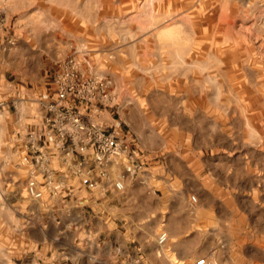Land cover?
<instances>
[{"label": "rangeland", "instance_id": "obj_1", "mask_svg": "<svg viewBox=\"0 0 264 264\" xmlns=\"http://www.w3.org/2000/svg\"><path fill=\"white\" fill-rule=\"evenodd\" d=\"M72 80L83 82L91 99L76 98L68 108L53 99L47 110L46 95L56 98ZM62 110L82 111L92 134L94 125L116 134L127 149L122 160L133 157L135 170L122 167L151 175L148 188L162 215L172 195L186 197L197 215L192 258L180 259L171 241L151 258L136 244L123 252L101 246L103 237L69 231L68 249L55 237L48 250L37 247L45 234L28 229L31 218L22 216L15 194L31 195L35 179L38 190H56V209L58 173L76 177L87 167L89 188L106 177L90 151L79 152L78 129L64 122L69 131L61 135ZM47 114L53 126L41 119ZM31 130L39 147L54 151L53 169L36 167L34 177L33 152L25 148ZM60 149L71 158L64 171ZM160 221L159 234L167 229ZM203 256L264 264V0H0V264H93L100 257L101 264L135 257L194 264Z\"/></svg>", "mask_w": 264, "mask_h": 264}, {"label": "crops", "instance_id": "obj_2", "mask_svg": "<svg viewBox=\"0 0 264 264\" xmlns=\"http://www.w3.org/2000/svg\"><path fill=\"white\" fill-rule=\"evenodd\" d=\"M36 111L33 115L29 114L33 121L40 118L41 111ZM25 119L27 115L21 117V120ZM56 159L60 160L59 165L63 171L65 167L67 170L71 165V158L67 157L62 149L57 151ZM23 160L26 159H21L19 163L21 167L24 165ZM122 161L121 156L115 162H110L107 165V176L95 188L87 186V167H82V171L76 177L72 176L74 180L67 174L64 176V172L58 173L56 180L62 188L57 193L62 201L57 204L56 209L52 193L56 190L52 187L48 192L46 187L40 185L45 190L40 198L25 196L23 193L13 195L15 201L19 203V209H22V216L31 218V226L28 229L37 235L40 234L41 238H43L42 234H45L47 241L37 240V247L41 245V248L48 250L50 245L54 244H50L48 240H54L55 237L57 244L61 243V247L68 249L69 245L65 246L64 242L67 240L65 233L69 231L81 233L83 237L95 236L97 240L103 237L101 246L107 244L122 249L123 252L135 249L134 244H136L144 250V255L155 258L156 248L160 245L158 228L161 218L163 222L166 220L167 224V229L163 230L168 234L166 244L169 241L174 242V248L180 259L193 257V245L197 241V236L193 235V226L197 224V215L187 205L186 197L172 195L171 210L162 215L163 205L157 204L156 194H151L148 188L149 185L151 186V175L142 171L128 174V171L122 167ZM111 164L118 167L117 176L120 175L124 182L121 191L114 187L115 179L117 180L118 177L114 174ZM49 169H53L52 164H49ZM35 172L37 173V168ZM45 180L49 181L47 184H51L50 186L54 183L51 175H47ZM66 185H69L68 189H65ZM26 199L28 203L25 204ZM55 211L58 213L56 216ZM99 260L93 264H101V257Z\"/></svg>", "mask_w": 264, "mask_h": 264}, {"label": "built area", "instance_id": "obj_3", "mask_svg": "<svg viewBox=\"0 0 264 264\" xmlns=\"http://www.w3.org/2000/svg\"><path fill=\"white\" fill-rule=\"evenodd\" d=\"M74 67L77 68V62L74 61ZM78 69V68H77ZM70 71V70H69ZM74 79V78H73ZM82 81V80H81ZM82 83V86H81ZM96 82L95 84L91 83L88 87L90 89H95L97 86ZM86 89V86L83 84V82L75 83L73 80L72 82L68 83H62L59 89L56 92V98H53L52 96L46 95L47 99L45 101V108L47 110H53L55 108L54 101L56 106H62L65 104V107H71L76 106L77 104L73 105L75 102V99H80L79 102L81 103L84 99H91L87 95H85L84 90ZM70 102V103H68ZM58 120L59 122V130L61 132V135L63 136L67 131H69L66 126H71L72 128H75L77 130L76 132V146L81 153H86L88 151L92 154V161L93 164L99 168V175L100 176H107V165L112 162L114 159L116 160L118 157L122 156V153H125L127 149H123L119 140L117 139V136L113 132H108L103 128L102 125L97 126L94 125V132L93 134L90 132V126L85 124L83 121V114L82 111L78 110L76 113L73 111L68 110H62L60 111V114L58 113ZM41 119L43 121H46L48 124H51V126L54 125L53 123V115L47 114V115H41ZM55 120V119H54ZM64 122L66 123V126H64ZM86 131V132H85ZM84 132V133H83ZM83 133V134H82ZM29 135L28 139L26 140V146L25 148L31 149L33 152L32 159L34 160L32 163V168L34 167H45L49 169L48 161L54 157L52 154L53 150H46L43 147H39L37 144V131L31 130L30 132H27ZM51 137V134L48 136ZM25 144V141L24 143ZM26 148V149H27ZM66 148L63 147V150ZM65 154V153H64ZM66 155V154H65ZM69 154L66 156L68 157ZM133 158H124V161H122V164L126 166L128 170H135L133 166ZM137 168V167H136ZM35 169L32 171V177H34ZM39 182V181H38ZM99 184L98 181H90L89 185L91 187L97 186ZM30 192L31 196L33 197H41L42 191L37 189V183L36 180H30ZM114 187L121 191L124 188V184L121 180H116L114 182ZM192 199L196 201V197L192 196ZM167 234L166 232H163L159 235V243H164L166 241ZM123 264H146V262L140 258H129L125 261H123ZM194 264H217L215 261L209 260L207 257H201L197 260H195Z\"/></svg>", "mask_w": 264, "mask_h": 264}, {"label": "bare ground", "instance_id": "obj_4", "mask_svg": "<svg viewBox=\"0 0 264 264\" xmlns=\"http://www.w3.org/2000/svg\"><path fill=\"white\" fill-rule=\"evenodd\" d=\"M166 234H167V233H166ZM167 238H168V234H167L166 240H167ZM165 242H166V241H165ZM165 242H164V243H165ZM164 243H163V244H164ZM162 247H163V246H162ZM212 261H213V260H212Z\"/></svg>", "mask_w": 264, "mask_h": 264}]
</instances>
